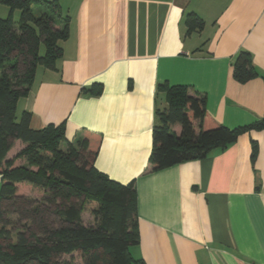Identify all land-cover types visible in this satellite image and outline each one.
Instances as JSON below:
<instances>
[{
	"label": "crops",
	"instance_id": "0c3cea01",
	"mask_svg": "<svg viewBox=\"0 0 264 264\" xmlns=\"http://www.w3.org/2000/svg\"><path fill=\"white\" fill-rule=\"evenodd\" d=\"M59 2L69 20L62 57L56 68H37L17 111L31 113L34 129L64 124L73 143L86 131L101 135L96 168L135 182L134 258L264 264V128L240 133L205 158L157 171L149 163L157 109L167 107L160 83L205 96L209 116L231 129L264 116V0ZM190 17L200 26L189 30ZM243 50L259 73L247 82L234 76ZM93 86L101 87L98 95Z\"/></svg>",
	"mask_w": 264,
	"mask_h": 264
},
{
	"label": "trees",
	"instance_id": "16d2710c",
	"mask_svg": "<svg viewBox=\"0 0 264 264\" xmlns=\"http://www.w3.org/2000/svg\"><path fill=\"white\" fill-rule=\"evenodd\" d=\"M0 4L21 10L18 23L0 17V264H64V257L75 252L84 264H147L130 251L139 242L135 182H118L96 168L101 135L86 131L73 143L66 138L64 124L34 129L30 112L18 116V102L31 91L37 68H56L62 57L69 20L59 0ZM197 19L189 18V30L200 26ZM258 75L250 53L241 51L235 78L247 82ZM158 90L165 93L167 107L157 109L149 157L152 171L205 158L240 133L264 128V116L248 126H225L209 116L205 96L191 94L186 85L165 82ZM90 92L98 95L101 87L93 86ZM176 124L181 126L179 134L172 128ZM16 140L26 147L9 159ZM256 152L253 142V160ZM19 159L24 163L16 164ZM20 185L37 187L44 196L36 201L19 195ZM87 200L98 202L92 225L82 218ZM12 205L22 228L11 227Z\"/></svg>",
	"mask_w": 264,
	"mask_h": 264
},
{
	"label": "rangeland",
	"instance_id": "374dc122",
	"mask_svg": "<svg viewBox=\"0 0 264 264\" xmlns=\"http://www.w3.org/2000/svg\"><path fill=\"white\" fill-rule=\"evenodd\" d=\"M0 17H3V18L11 17L13 22L18 23L21 20V10L19 9L11 10L9 6L5 4H0ZM42 52H44V47H42ZM19 115H20V112L18 111V116ZM25 147H26V143H24L21 140H16L14 142V148L12 149V151L11 150L9 151L11 152V155H13L12 157L10 156V158H13L18 152H20ZM9 152L7 153V155L9 154ZM18 161L21 163H24V160L19 159ZM18 194L23 195L27 198L36 200V201L42 199V197L44 196V192L41 189L37 187H32L30 185H20L18 188ZM97 206H98V202L96 200H87L84 202L82 218L85 224L92 225L95 223L93 209L97 208ZM13 207L14 206L12 205L9 208V210H11V212L13 213V214H10V218L13 224L11 225V227H13V229L16 228V226L17 228H22L23 221H20L17 214L13 212V209H14ZM63 261H64V264H84L83 258L77 252L71 255H66Z\"/></svg>",
	"mask_w": 264,
	"mask_h": 264
}]
</instances>
